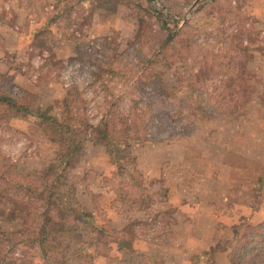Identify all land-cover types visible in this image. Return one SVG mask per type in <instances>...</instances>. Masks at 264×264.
I'll return each mask as SVG.
<instances>
[{
  "label": "rangeland",
  "instance_id": "obj_1",
  "mask_svg": "<svg viewBox=\"0 0 264 264\" xmlns=\"http://www.w3.org/2000/svg\"><path fill=\"white\" fill-rule=\"evenodd\" d=\"M8 1L0 5V93L16 95L36 110L55 104L76 84L89 99V114L96 122L103 112V91L91 83L93 67L79 60L76 48L89 53L85 59L94 58L107 36L111 47L119 43L126 49L138 27L133 6L145 0ZM178 1L185 7L178 9L180 15L165 0H150L170 27L178 29L193 18L198 25H208L210 33L220 23L221 40L212 36L211 45L214 52H244L253 74V100L245 114L197 119L189 135L135 143L138 172L130 166L122 171L103 145L87 142L68 184L80 204L95 212L98 224L106 225L108 232L92 234L102 243L107 234L108 247L97 245L107 255H71L68 264H229L238 237L234 230L264 219V0H217L216 8L209 5L211 0H191L189 5V0ZM200 4L205 8L199 10ZM232 30L237 34L223 41V34ZM167 76L173 79L171 70ZM13 112L8 108L0 118V160L10 159L28 170L44 169L58 145L38 119L14 117ZM160 211L166 212L154 226L125 227ZM14 224L2 225L9 229ZM123 235L126 239L120 238ZM127 239L132 245L121 249ZM217 243L221 248L207 255ZM86 248L94 251L96 246Z\"/></svg>",
  "mask_w": 264,
  "mask_h": 264
},
{
  "label": "trees",
  "instance_id": "obj_2",
  "mask_svg": "<svg viewBox=\"0 0 264 264\" xmlns=\"http://www.w3.org/2000/svg\"><path fill=\"white\" fill-rule=\"evenodd\" d=\"M165 1L178 15L185 8L178 0ZM211 1L209 5L216 8L217 0ZM135 5L138 27L126 49H121L119 43L111 47L112 39L107 36L94 58L85 59L89 53L76 48L79 60L93 67L91 83H98L103 91V112L96 122L89 114V99L76 84L69 86L55 104L36 110L19 102L16 95L0 93V118L5 117L8 108L13 109L14 117L33 116L58 145L53 159L42 170H28L6 158L0 160V264H68L71 255H107L98 249L101 241L92 234L108 232L106 225L98 224L95 212L80 204L68 184V175L79 164L87 142L103 145L122 171L130 166L138 172L135 143L189 135L196 129L197 119L248 111L247 104L255 93L250 84L253 74L239 48L234 54L214 52L212 36L221 40L220 23L216 24V32L209 33L208 25H198L189 18L177 29L157 16L150 0ZM203 7L200 4L198 9ZM219 17L224 20L221 14ZM235 32L223 34V41L228 42ZM169 70L173 79L167 76ZM130 176L137 181L133 174ZM140 195L145 196L142 192ZM165 212L137 219L125 227L154 226ZM6 221L15 224L5 229L2 224ZM234 232L238 237L229 253V264H264V219ZM107 238L106 234L101 242L105 246ZM93 245L94 251L86 248ZM130 245L132 240L127 239L126 245L120 243L119 247ZM221 246L217 243L207 255Z\"/></svg>",
  "mask_w": 264,
  "mask_h": 264
},
{
  "label": "crops",
  "instance_id": "obj_3",
  "mask_svg": "<svg viewBox=\"0 0 264 264\" xmlns=\"http://www.w3.org/2000/svg\"><path fill=\"white\" fill-rule=\"evenodd\" d=\"M14 1V0H13ZM10 1H8V0H0V5H1V7H3V6H5V5H9L10 3H9ZM15 4H17V3H15ZM261 198H262V200L264 201V187H263V189H262V191H261ZM262 211L264 212V208L262 209ZM208 217H211V216H208ZM211 245H214V243H212V244H210V246Z\"/></svg>",
  "mask_w": 264,
  "mask_h": 264
},
{
  "label": "water",
  "instance_id": "obj_4",
  "mask_svg": "<svg viewBox=\"0 0 264 264\" xmlns=\"http://www.w3.org/2000/svg\"><path fill=\"white\" fill-rule=\"evenodd\" d=\"M186 20V17L185 18H183V21H185Z\"/></svg>",
  "mask_w": 264,
  "mask_h": 264
}]
</instances>
